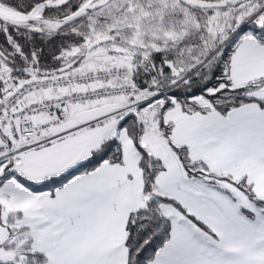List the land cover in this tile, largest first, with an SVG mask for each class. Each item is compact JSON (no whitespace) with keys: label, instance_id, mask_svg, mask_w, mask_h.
Returning a JSON list of instances; mask_svg holds the SVG:
<instances>
[{"label":"snow or ice","instance_id":"6c2138e0","mask_svg":"<svg viewBox=\"0 0 264 264\" xmlns=\"http://www.w3.org/2000/svg\"><path fill=\"white\" fill-rule=\"evenodd\" d=\"M0 264H264V0H0Z\"/></svg>","mask_w":264,"mask_h":264}]
</instances>
